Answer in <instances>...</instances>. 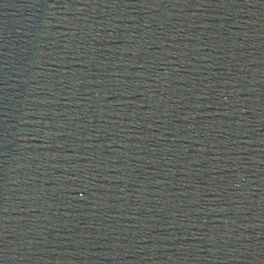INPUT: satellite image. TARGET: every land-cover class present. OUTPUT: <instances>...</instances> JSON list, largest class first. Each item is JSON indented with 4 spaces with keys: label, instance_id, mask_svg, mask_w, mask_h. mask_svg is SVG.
I'll use <instances>...</instances> for the list:
<instances>
[{
    "label": "water",
    "instance_id": "95a60500",
    "mask_svg": "<svg viewBox=\"0 0 264 264\" xmlns=\"http://www.w3.org/2000/svg\"><path fill=\"white\" fill-rule=\"evenodd\" d=\"M0 264H264V0H0Z\"/></svg>",
    "mask_w": 264,
    "mask_h": 264
}]
</instances>
